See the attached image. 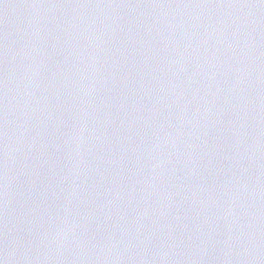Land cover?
Returning a JSON list of instances; mask_svg holds the SVG:
<instances>
[{
    "label": "water",
    "instance_id": "1",
    "mask_svg": "<svg viewBox=\"0 0 264 264\" xmlns=\"http://www.w3.org/2000/svg\"><path fill=\"white\" fill-rule=\"evenodd\" d=\"M0 264H264V0H0Z\"/></svg>",
    "mask_w": 264,
    "mask_h": 264
}]
</instances>
